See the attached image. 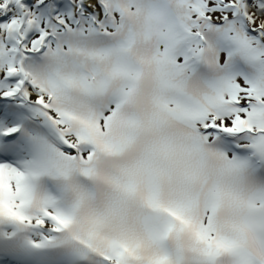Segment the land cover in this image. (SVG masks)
Masks as SVG:
<instances>
[{
    "label": "snow or ice",
    "instance_id": "snow-or-ice-1",
    "mask_svg": "<svg viewBox=\"0 0 264 264\" xmlns=\"http://www.w3.org/2000/svg\"><path fill=\"white\" fill-rule=\"evenodd\" d=\"M0 264H264V0H0Z\"/></svg>",
    "mask_w": 264,
    "mask_h": 264
}]
</instances>
